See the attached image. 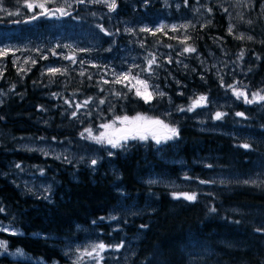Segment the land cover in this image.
I'll return each mask as SVG.
<instances>
[{
  "label": "trees",
  "instance_id": "trees-1",
  "mask_svg": "<svg viewBox=\"0 0 264 264\" xmlns=\"http://www.w3.org/2000/svg\"><path fill=\"white\" fill-rule=\"evenodd\" d=\"M117 3L118 11L114 14H106L107 9L101 5L73 6V16L79 17L77 22L104 37L94 50L80 52L86 56L84 59L99 65H81L85 76H80L78 66L72 63L66 66L67 75L53 78L41 75L43 60L20 75L10 61L5 62L0 84L8 91L0 104V117H3L0 119V206L6 211L0 213V220L8 223L14 218V227L24 234H0V238L8 239L10 248L21 247L33 257H42L46 264H71L64 254L70 241L89 243L98 238L105 243L125 241L119 253H105L106 258L113 259H106L103 264H264V233L255 231L264 226V184L260 187L243 185L236 179L264 169V106L234 100L222 108L228 113L222 121L206 119L200 123L203 120L197 119V114L185 116L175 108L173 117L166 119L165 98L145 104L129 94L127 100H117L110 93L118 86L103 84L100 80L103 76L111 81V75L104 72L109 58V51L105 49L109 44L108 37L96 27L101 24L113 33L120 30L112 36L116 48L111 44L113 51H119L126 39H130L124 32L122 18L155 14L173 3V7L180 3L178 14L197 15L195 27H189L184 34L191 37L187 43L197 49L196 53L177 55L184 45L169 37L183 39L184 36L169 28L155 36L138 33L143 48L152 51L158 57L157 62L163 65L156 70L160 87L174 103L187 105L193 94L204 93L209 99L223 95L226 90L220 86V77L226 84V79L243 77L251 89L256 81L264 83V0H199V3L189 0L187 7L184 0H170L166 7L163 0H149L147 5L143 0H117ZM195 5L205 13L203 17L192 9ZM3 6L14 11L17 2L4 0ZM205 8H211L212 13ZM224 8L228 11L224 12ZM21 11L24 16L31 15L26 9ZM92 12L97 15L92 16ZM24 16H5L0 12L3 17L0 30L19 27L24 31V23H11ZM229 24L234 26L232 35L228 34ZM240 33L252 35L254 40L236 39ZM242 50L244 57L240 60ZM212 54L222 60L220 77L198 62L199 57L209 62ZM169 56L171 63H167ZM111 62L116 63L114 59ZM182 62H187V67L184 68ZM53 79L56 82L50 83ZM13 84L14 91H9ZM100 88L105 91L101 92ZM119 90L127 91L126 88ZM179 92L184 95H178ZM53 93L59 95L53 97ZM88 97L94 98L92 106L97 108L99 116L95 113L69 122L61 113L66 105L51 109L53 103L60 100ZM105 98L108 103L100 105L99 100ZM110 105H115L114 110H110ZM236 112H244L247 119L236 117ZM137 113L162 117L175 124L180 130L179 138L161 145L148 140L130 141L126 149L101 148L95 170L88 166L90 161L68 163L63 158L55 159L22 146L33 139L41 143L48 140L70 144L89 122L97 126L114 115ZM243 143L250 144L251 148L238 147ZM109 151L114 155L109 156ZM13 163L43 169L45 176L54 182L50 200L38 198L39 195L23 188L9 169ZM209 164L212 167L205 166ZM186 174L214 179L217 183L185 180ZM156 176L183 181L185 184L181 187L198 192V200L194 203L173 200L170 195L173 187L164 182L148 183ZM220 180L226 183L221 184ZM210 207H215L216 212L210 213ZM109 215H117L119 221L99 220ZM94 220L96 224L92 223ZM116 228L119 230L113 231ZM35 234H40L39 238ZM0 264L35 263L0 256Z\"/></svg>",
  "mask_w": 264,
  "mask_h": 264
},
{
  "label": "snow or ice",
  "instance_id": "snow-or-ice-1",
  "mask_svg": "<svg viewBox=\"0 0 264 264\" xmlns=\"http://www.w3.org/2000/svg\"><path fill=\"white\" fill-rule=\"evenodd\" d=\"M17 7L14 11H10L6 7L3 6L4 0H0V12H3L5 16H24L21 9H26L28 13L31 15L24 16L23 19H17L11 21L13 24H31L35 21L45 19V20H61L65 17H71L73 20H77L79 17L73 16L74 5H83L85 7L90 5H101L107 9L108 13H117L118 11V3L117 0H16ZM143 2L147 5L149 0H143ZM199 3V0H197ZM167 3V0H165ZM189 4V0H184V6L187 7ZM248 6L247 4L245 5ZM180 5L177 4V8ZM199 11V9H196ZM209 14L212 13L211 8H205ZM224 12H227L228 9L224 8ZM92 16H96V12L91 13ZM3 20V17H0V21ZM212 23L211 20L208 21V25ZM249 24L252 21H248ZM190 26L189 24H182V25H171L170 28L168 25H159L155 28H149L148 26H144L139 28L140 32L148 33L150 35L155 36L157 32H164L165 28H169L172 32H178L179 29H187ZM195 27V25H191ZM205 27L207 25H204ZM96 27L99 29L100 33H103L104 36L112 37L116 34H119V29H117L116 33L108 30L101 24H97ZM233 25L229 24L228 27V34H233ZM124 31L129 35L136 34V30L133 27H126ZM170 39H177V42L181 45H184L181 51L177 52V55H185V54H192L196 53L197 49L188 44L187 41L191 39L190 36L184 35L183 39H178L177 37H169ZM239 40H248L253 41L254 37L252 35L245 36L243 33L235 37ZM159 43V41H158ZM141 47H144L143 42L140 44ZM58 48H67L71 49L73 54L66 55L64 53H58L55 49H48L51 52V55L54 57H59L63 60H68L72 64L77 63L76 59V49H73L72 45H62L57 44ZM166 47L172 48V45H166ZM111 47L105 49V51H111ZM28 51L26 48H21L12 44H4L3 41H0V62L4 61L5 59L12 57V64L15 66L17 65L18 61H20V57L16 55L18 52ZM39 58L43 60H47L49 57L47 55L41 54L40 50H36ZM80 52H90L92 49L89 48H80ZM244 57V51L242 50L239 53L238 59L242 60ZM260 57H257L259 59ZM158 57L152 53H149L148 56L144 57V64L145 66H141L140 64L133 63L128 67L126 71H112L113 79L111 81L104 79L101 76L100 80L103 84H111L113 86L119 85L121 89L126 88L127 91H121L115 87L111 89V95L115 96L117 100H127L129 98V94H132L135 98L142 100L145 104H151L154 100H162L167 96V93L162 91L158 84H154L152 81L158 78L157 69L162 68L163 65L157 62ZM172 58L169 56L167 63H171ZM36 65L37 59L32 58L31 56L26 57L23 60V64H21L18 68V75L21 73H25L31 71V68L25 69L23 67L24 64ZM81 65L85 64L86 62L81 59L79 60ZM88 63H91L90 61ZM92 67H99V65L91 63ZM107 67V66H105ZM187 67V65H185ZM68 73L67 67H53L49 66L46 68L45 72H42L41 75H48L50 77H57V76H65ZM85 71L82 70L79 72L80 76H85ZM0 77H2V72H0ZM89 80L92 79L91 76L87 77ZM203 79V77H201ZM56 82L54 79L50 81V83ZM35 83V82H34ZM179 84V81H176ZM241 82L236 83H228L226 84L223 80V77L220 78V86L224 88L226 91H231L232 96L236 98V100L243 101L246 105L251 104H262L264 105V90L257 91L251 93V96L241 87L237 85ZM15 85L13 84L9 91H14ZM246 88V86H244ZM100 91L103 92L105 89L100 88ZM0 95H4L2 91H0ZM53 97L59 95L58 93H53ZM178 95L183 96V92H179ZM93 97H88L84 99L82 102L73 103L69 100L65 99L64 103L69 106V108H75L74 111L70 113V119H76L78 112L81 109L88 108L89 105L93 101ZM169 103H171V97H168ZM189 103L187 105H175V111L179 113H197L198 109H206L208 105L211 103L209 96L207 94H193L188 98ZM108 103L107 98L100 99L99 104L103 105ZM115 105H110V110H114ZM43 110V109H41ZM199 114V113H197ZM86 116H91L92 112L88 111L84 113ZM166 115H171V112L166 113ZM228 115L227 112L224 111H216L214 115H211L210 118L215 121H222ZM236 117H241L247 119L244 112H236ZM3 119V117H0ZM200 123H204V121H200ZM103 131H100L98 134H95L96 130L93 127H87L84 129L83 132L80 133L81 139H86L91 141L94 144L100 145L102 148H110V149H126L129 146L130 141H140V142H147L148 140H152L155 142L156 145L165 144L168 141L176 140L180 136L179 127L173 123L166 122L164 119L158 116H148L146 114L137 113L135 116H128V115H115L114 118L110 122H103L98 126ZM43 139V138H41ZM238 147L244 148L246 150L251 148V145L248 143L239 144ZM28 151H39L43 155H49V152L45 151L43 148H27ZM108 155H114L113 152L109 151ZM55 159H61V155L55 156ZM63 160L68 163H72V161L67 157L63 156ZM99 158H92L90 160L89 167L95 170V166L98 164ZM80 163H87L85 157L80 158ZM206 167H212V165H205ZM17 169H22L21 165L17 163L15 165ZM41 175H44L43 169H39ZM185 180H195L199 184H215L217 183L216 180H205L193 178L188 176L187 174L184 176ZM159 179H150L148 181L149 184L160 183ZM219 183L224 184L226 181L220 180ZM238 183H242L243 185L249 186H256L260 187L261 184H264V181L258 183L256 179H244L242 181H238ZM171 187L174 189L177 187L174 183L171 184ZM29 192H32V189H28ZM35 194V193H33ZM51 194V186L49 185L48 188L44 190V193L39 195L38 198H43L45 200H50ZM173 200H184L189 203H194L198 200L199 193L196 191H172L170 193ZM6 210L4 207L0 206V213H4ZM210 213H215L216 208L210 207ZM100 221H119V217L117 215H109L107 217L101 216L99 218ZM14 218L10 220L8 223H4L3 220H0V234H7V236H20L24 233L20 232L16 227H14ZM93 224H96L97 221H93ZM235 223L239 224L240 221H235ZM141 227H147L146 225H141ZM119 229H113V231H118ZM258 233H264V226L258 227L255 229ZM108 235H111L109 233ZM36 238H39L40 234H35ZM125 247V241L121 240L117 243H105L103 239H97L95 241H91L84 245H76L75 249H72L69 246L68 250L65 251V256H68L71 260V264H103L106 259H113V257L105 256V253L108 252H116L119 253ZM0 256H12V257H25L28 261H32L31 257H27L26 254L19 248L15 251H10V242L6 238H0ZM35 264H43L42 261H35Z\"/></svg>",
  "mask_w": 264,
  "mask_h": 264
},
{
  "label": "rangeland",
  "instance_id": "rangeland-1",
  "mask_svg": "<svg viewBox=\"0 0 264 264\" xmlns=\"http://www.w3.org/2000/svg\"><path fill=\"white\" fill-rule=\"evenodd\" d=\"M241 1V0H239ZM164 7H166L168 4H170V0H167V3H165V0H163ZM180 4V3H178ZM174 3L172 6L164 8L163 11L157 12L155 14H143L139 16V18L132 17V18H122V23L124 25V29L126 27H133L136 30V34H134L135 38L133 42L130 39H126L127 42L121 45L119 48V51H113L111 50L109 52V58L107 59V67H105L104 72H107V74L110 76L111 75V80L113 79L112 77V71L115 70L117 72L119 71H126L130 65L133 63L140 64L142 67L145 66L144 64V57L148 56L149 53H152V51L147 50V47L145 49L140 46V35L138 34L139 28L148 26L149 28H155L161 24L163 25H168L169 28L171 25H182V24H189L190 26L195 24L197 21V15H191L187 16L183 13H176V11L179 10L177 7H173ZM134 9V6L132 7ZM196 11V9H199V11H196L199 16H201V8L199 5H195L192 7ZM108 14V12H106ZM114 14V13H113ZM135 14V13H134ZM205 15V13L202 14V17ZM115 16L113 17V20H115ZM138 19V20H137ZM41 21H45L44 23H41ZM48 21V22H47ZM25 30L23 31L22 28L15 27L14 29H9V30H0V41H3L4 44H12L21 48H26L28 51L24 52H18L16 53L17 56L20 57V61H18L16 67V72H18V68L21 64H23V60L26 57L31 56L34 59H37V63H39L40 59L39 55L37 53V49L40 50L41 54L47 55L51 59L43 60L44 65L42 64V71L45 72L46 68L49 66L53 67H66L68 64L71 62L68 60H63L60 59L58 56L54 57L51 55V52L48 51V49H55L58 53H64L66 55H72L73 52L71 49L67 48H58L57 44H62V45H72L73 49H76L75 55L77 59L76 66H78V70L82 71L85 69L81 66L79 63V60L83 59L86 63L89 64L88 59H84L86 56L82 53H80L79 49L80 48H89L94 50L98 44L102 41L104 38L101 36L98 32L95 33L92 31L90 28L82 25L81 23L77 22V20H72L70 17H65L62 18L61 20H45L41 19L38 21H35L31 24H23ZM188 27V28H189ZM187 28V29H188ZM168 29V28H165ZM187 29H179L178 33H182L183 36L186 34ZM125 32V31H124ZM177 33V32H175ZM126 35L129 36L125 32ZM241 34V33H240ZM156 47V44H154ZM112 47L111 44H109L108 47ZM112 49V48H111ZM68 50L70 52H68ZM155 50V49H154ZM158 52L161 50L158 48L156 49ZM112 59L116 61V63H112ZM211 60V61H210ZM10 61L12 62V57H9L5 59L4 61L0 62V72H4V67H5V62ZM91 62V61H90ZM198 62L201 64L202 67L214 71V74H216L218 77L221 73L222 75V69L223 67L220 66L222 63L221 58L216 54H212L211 59H209V62L207 59L203 57H199ZM187 62H182V66H184ZM211 63L212 66H211ZM31 63L29 64H24L23 67L25 69L31 67ZM232 69V68H231ZM103 70V68H102ZM173 77V75H171ZM220 77V76H219ZM221 78V77H220ZM1 79H3V76L0 77V84H1ZM5 81V80H4ZM178 81V80H176ZM175 81V82H176ZM154 84H158L160 87V84L156 79L152 81ZM227 84L228 83H236V82H241L237 86L243 88L249 96H251V93L257 92L264 90V83H260L259 81H256L254 88L251 89L247 86L246 80L241 77V79L237 78L236 76L226 79ZM117 89H121L119 85H117ZM246 86V88L244 87ZM162 91H165L162 87H160ZM0 91L4 93V95H0V104H2L5 101V98L7 96V89L2 87L0 85ZM264 94V92H262ZM86 99V98H85ZM65 100V99H64ZM64 100H60L57 103H53L51 109L53 108H62L64 105H66L61 111L63 117L68 118V121H74L77 122L79 119L82 118H89V116L84 115V113L91 111L92 114H98L97 108L92 106V103L89 105L88 108L81 109L80 112H78L77 118L76 119H70V113L75 110V108H69L67 104L64 103ZM70 102L73 103H79L82 102L84 99H73V98H68ZM236 98L232 96L231 91H225V93L221 96H218V98H211L210 101L211 103L208 105V108L206 109H198L197 113H182L185 116H194L195 114L198 115L196 116L197 119L205 121L206 119H209L213 122H219L215 121L210 118L211 115H214L216 111H223L222 108L226 106V104L232 103ZM242 100V99H241ZM166 104H168V108L164 111V116L166 119H171L172 116V110L175 108V105H179L173 102L171 99V103H169L168 96L165 97ZM93 102V101H92ZM189 101L186 103L188 104ZM184 105V104H183ZM260 106H264L262 104H259ZM50 110V109H49ZM171 112V115H166V113ZM115 116V115H114ZM114 116L110 119H105L106 116H103L105 119L103 122H110ZM121 116V115H120ZM135 116V115H133ZM131 117V116H130ZM162 118V117H160ZM163 119V118H162ZM166 119H164L166 122H168ZM86 124L85 127L80 129V132H83L85 128L87 127H93L96 132L95 134H98L100 131H103V129H100L97 126H93L92 124ZM22 146L26 148H43L45 151L49 152V155L51 156H57L61 155V158L63 156H67L70 160H77L79 161L81 157H85L86 161H90L91 158H100L99 151L102 148L100 145L94 144L89 140L86 139H81L80 135H77L74 140L70 144H63V143H58V142H51V141H46V142H40L38 140H30L28 144L22 143ZM106 149V148H105ZM108 150L110 148H107ZM17 163H13L9 166V169L11 172H13L19 179V182H21L22 187L28 191L29 188L32 189V192L30 193H35L36 195H41L44 193V190L48 188V186H51V191L54 188V182L50 179H48L45 174L41 175L39 169H31L27 167L26 165L20 163L21 169H17L15 167ZM153 179H159L161 182H164L168 187H171V184H175L177 187L174 189L175 191H185L184 187V182L178 179H166L165 177H153ZM236 179L242 181L244 179H256L257 181H264V169L261 172H256L253 173L252 175L245 176V177H236ZM29 192V191H28ZM52 193V192H51ZM20 232L21 229L17 228ZM86 243H81V242H73L70 241L69 246L72 247V249H75L76 245H84ZM17 248L21 249L27 257H31L33 263L35 261H42L43 264L45 263V260L40 257V256H35L26 250L22 249L21 247H15V248H10V251H15ZM10 259H17V260H22V261H28L25 257H12L8 256ZM30 262V261H28Z\"/></svg>",
  "mask_w": 264,
  "mask_h": 264
},
{
  "label": "flooded vegetation",
  "instance_id": "flooded-vegetation-1",
  "mask_svg": "<svg viewBox=\"0 0 264 264\" xmlns=\"http://www.w3.org/2000/svg\"><path fill=\"white\" fill-rule=\"evenodd\" d=\"M129 38H131V41L133 42L135 36H134V35H129ZM107 42H108V44H112V45L115 47V43H114L112 37H108V38H107ZM108 46H109V45H108ZM108 46H107V47H108ZM115 48H116V47H115ZM112 49H113V48H112ZM11 64H12V62H11ZM12 67L15 69V72H16V67H15L13 64H12Z\"/></svg>",
  "mask_w": 264,
  "mask_h": 264
},
{
  "label": "bare ground",
  "instance_id": "bare-ground-1",
  "mask_svg": "<svg viewBox=\"0 0 264 264\" xmlns=\"http://www.w3.org/2000/svg\"><path fill=\"white\" fill-rule=\"evenodd\" d=\"M182 9V8H181ZM111 103V102H110ZM212 130H213V128H212ZM202 131V130H201ZM62 248V247H61Z\"/></svg>",
  "mask_w": 264,
  "mask_h": 264
}]
</instances>
